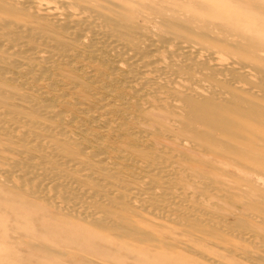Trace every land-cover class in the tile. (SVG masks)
Wrapping results in <instances>:
<instances>
[{
	"label": "bare ground",
	"instance_id": "bare-ground-1",
	"mask_svg": "<svg viewBox=\"0 0 264 264\" xmlns=\"http://www.w3.org/2000/svg\"><path fill=\"white\" fill-rule=\"evenodd\" d=\"M223 1L253 17L215 0H0L11 240L70 264H264V188L234 172L264 177V3Z\"/></svg>",
	"mask_w": 264,
	"mask_h": 264
},
{
	"label": "rangeland",
	"instance_id": "rangeland-1",
	"mask_svg": "<svg viewBox=\"0 0 264 264\" xmlns=\"http://www.w3.org/2000/svg\"><path fill=\"white\" fill-rule=\"evenodd\" d=\"M216 3L219 5L220 8H224L225 10H228L227 12H229V14L231 13L232 15H242V14H246L247 17L251 18L252 15H250V11L249 9H247L246 7H244V5L242 4V2H237V3H230L227 1H223V0H215ZM258 2V0H256ZM262 0H259V3H261ZM239 3V4H238ZM242 4V5H240ZM240 5V6H239ZM240 10H236L239 9ZM243 11V12H242ZM241 12V13H240ZM253 17V16H252ZM260 18V20H259ZM257 21L259 22L258 25L259 28L257 33L258 39L260 41H264V18H262V16H257L256 17ZM261 31V32H260ZM262 37V38H261ZM220 166L229 169L230 171L233 170V166L228 165V164H219ZM235 173H237L240 176H247L251 179H253L261 188H264V177L263 176H258L255 174H244L240 171H234ZM262 177V178H261ZM242 211V210H241ZM243 212H248V210L243 209ZM10 226H7V224H5L2 220H0V264H70L68 262H61V260L59 258H57L54 255H48V254H42L41 252L37 251L34 247L37 244V242L33 239L30 238H25L23 241H13L10 239L9 234H8V230H9ZM189 244H193V242H189ZM30 246L31 248H26V246ZM211 247L210 245L207 246L206 250H203L200 252H206L208 250V248ZM199 248V247H198ZM198 248L196 250H198ZM24 249V252L22 251ZM14 255H13V252ZM212 254H216V257L222 256L225 259L231 261V259L233 260V258H231V256H228L227 254H224L222 252H214ZM187 256L188 254H184L183 256ZM177 258L176 255L171 254L169 259L175 261ZM132 261H130L129 259H125V261L122 264H131ZM77 264V263H76ZM136 264V263H135ZM157 264H163L162 262H158Z\"/></svg>",
	"mask_w": 264,
	"mask_h": 264
},
{
	"label": "snow or ice",
	"instance_id": "snow-or-ice-1",
	"mask_svg": "<svg viewBox=\"0 0 264 264\" xmlns=\"http://www.w3.org/2000/svg\"><path fill=\"white\" fill-rule=\"evenodd\" d=\"M252 3H254V0H249V4L245 6H251ZM262 3H264V0H262ZM261 15L264 18V8L261 9Z\"/></svg>",
	"mask_w": 264,
	"mask_h": 264
}]
</instances>
